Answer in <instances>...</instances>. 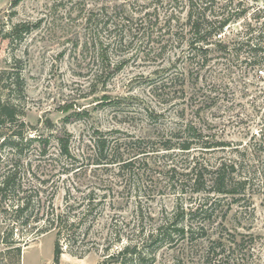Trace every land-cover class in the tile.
<instances>
[{
	"label": "rangeland",
	"instance_id": "374dc122",
	"mask_svg": "<svg viewBox=\"0 0 264 264\" xmlns=\"http://www.w3.org/2000/svg\"><path fill=\"white\" fill-rule=\"evenodd\" d=\"M114 1L0 0V72L17 73L23 79L20 95L14 90L2 94L23 112L22 120L31 129V136L48 140L44 158L39 156L38 144L21 160L2 153L0 177L17 166L23 191L44 190L34 201L42 198L47 207L53 205L54 214L69 213L71 219L76 213L72 220L81 219L71 232L62 235H56V231L33 235L29 227L15 226L12 240L28 241L18 264H55L56 241L61 249L58 264H200L198 256L218 235H233L243 242L232 256L233 264H264V187L260 178L250 183L246 201L230 205L226 214L229 200L219 203L211 224L205 226V238L196 236L193 243L182 241L154 251L156 246L150 243L149 233L160 225L162 215L168 216L174 210L179 186L174 189L167 183L162 174L166 161L157 154L129 155L135 149L155 150L159 141L169 139L172 130L182 132L191 125L204 141L226 143L227 147L207 152L194 149L190 156L210 165L242 158V176L251 175L255 167L251 158L264 160V67L251 65L243 54L237 59L221 54L214 39L207 62L202 65L198 57L201 46L189 49L185 44L190 42L183 25L185 11L179 5V9H172V5H166L167 0L164 4L162 0H137L136 4L130 0L129 6L124 5L133 20L156 10L161 24L173 14L176 20L179 18V22H172L173 30L184 31L179 41L165 43L163 39L156 43L155 35L168 31L162 28V32L132 30L118 45L113 37H118L119 31L100 30L108 19L121 22L116 18L120 9L114 7ZM229 3L231 8L225 12L222 7ZM238 4L248 9L239 19L234 16ZM205 5L212 7L213 23L222 15L227 17L226 13L231 16L228 29L221 38H215L221 43H239L248 24L257 32L264 23V0L197 2L198 9ZM101 6L108 11H102ZM254 15L259 17L257 23L252 19ZM26 24L30 25L29 34L20 42L15 37L4 38L11 28ZM225 65L232 66V74ZM98 138L109 141L112 148L120 147L124 159L135 155L138 165L134 176L118 174L117 167L91 165L92 140ZM57 140L67 141L75 160L58 157ZM182 140V134L175 139ZM130 141L143 143L126 144ZM249 145L251 151L246 150ZM175 161L180 166L184 157H175ZM73 163L80 167L77 176H61L62 170ZM47 179L46 188L38 185ZM88 194H92L96 205L90 214ZM6 204L15 206L16 202ZM78 204L77 210L69 209ZM139 208L143 218L138 224ZM10 220L11 215L5 219L0 208V239ZM201 221L197 220L198 225ZM140 229L143 235L137 234ZM128 245L136 246L143 260L137 255H120ZM4 251L0 243L2 264L6 263L2 261ZM9 257L8 263L13 264V254Z\"/></svg>",
	"mask_w": 264,
	"mask_h": 264
},
{
	"label": "trees",
	"instance_id": "16d2710c",
	"mask_svg": "<svg viewBox=\"0 0 264 264\" xmlns=\"http://www.w3.org/2000/svg\"><path fill=\"white\" fill-rule=\"evenodd\" d=\"M120 0H115V8L120 9L119 15H116L117 19L121 20V24L108 19L102 22L100 28L101 31L109 30L112 28L115 31H119L118 37L114 36V42L118 45H122L131 34L132 30L134 32H146L148 30H154L162 32V28H167L168 31L158 33L155 35L154 40L156 43L163 42L168 43L169 41H179L178 36L184 31H178L177 28L172 25V22H179V18L176 20L173 14H170L161 24L160 15L158 11L154 10L152 13H144L143 16L137 17L133 20L130 13H127L126 6L130 5V0L125 3L126 0H122L120 4L117 2ZM135 4L137 0H134ZM200 0H167L166 5L170 4L171 8L175 10L182 6V11H185L186 18L183 24L187 28V36L190 42L186 45L189 49H195V46L199 47L198 57L200 58L202 65L207 62V55L209 54V46H212L211 40L214 39V45L217 47L218 51L225 55L232 56V59H237L239 55L243 54L244 58L250 62L251 65L264 67V23L259 25L256 31H252L250 24L247 25V29L244 36L238 40L239 43H221L215 39L217 35L221 34L224 29H228L229 13L228 16L220 18V21L213 23L210 17H213L211 11V5H205L203 8H197V2ZM164 4V1L162 0ZM126 4V6L124 5ZM210 6V7H209ZM235 7V6H234ZM231 8V3L226 4L222 9L227 12ZM236 8V7H235ZM130 9V7H128ZM102 11H108L105 6H101ZM231 10V9H230ZM234 16L239 19L248 13V9L241 4H238ZM209 12V14L207 13ZM123 13H127L124 15ZM113 18V17H112ZM252 19L257 23L259 17L254 15ZM138 26L141 29H138ZM109 28V29H108ZM30 30V25H19L10 29L8 33L5 34L4 38L15 37L19 42L22 40L23 36L28 35ZM254 33L255 35H252ZM165 35L167 37H165ZM154 36V35H153ZM194 36V37H193ZM110 37V36H109ZM233 41H237L236 39ZM99 42V49L103 47V43ZM233 44V45H230ZM195 45V46H194ZM165 44H163V47ZM161 48V47H160ZM243 50V51H242ZM103 51V50H101ZM106 53H103L104 56ZM100 55V54H99ZM101 56V57H102ZM104 61V57L102 58ZM228 73L232 74V66L225 65ZM118 68H115L117 70ZM7 75V76H5ZM23 87V79L19 74L6 73V71L0 72V160L2 153L12 154L14 159H24L28 154L33 152L32 150L39 145L38 149L39 156L44 158L47 155L46 146L48 145V140L43 139V137L31 136V129L22 120L23 112L18 109L16 103H12L9 99H6L2 93L5 90H14L16 94L20 95ZM179 134H182V141H175L179 138ZM167 136L169 139H163L159 141V148L155 150L147 151L143 149L131 150L136 156L145 157L147 154H157L158 158H162L166 161L164 168L166 170L162 173L167 183L170 184L172 188L178 187L176 197V204L174 210L170 215H162L160 217V225L154 227L150 231L151 236L150 243L153 244L154 251L164 247V246H174L178 242L185 241L186 243H193L198 238H205L206 235V224H211L212 216L220 208L222 201L229 200L227 206L228 211L230 205L237 204L240 205L241 202L246 201L248 188L252 180L256 177L260 178L264 187V160L260 157H252L251 161L255 164L254 170H252L251 175H244L240 172L242 168V158H236L235 160H229L227 162H221L215 165H210L208 161L200 159V157H192L189 155L190 151L194 149L208 150L213 149H224L227 147L226 143L222 142H209L204 141L201 133L196 129L191 127V125H186L182 132L177 130H172ZM174 139V141H172ZM93 158L91 165L96 168L111 166L117 167L118 174L131 178L134 176L133 170L138 165L133 158L129 157L124 159L123 155L120 153V147L112 148L109 141L102 139H93ZM143 142L130 141L126 144H137L140 146ZM58 146L59 155L58 157L66 160H75V156L71 155L68 149V143L56 141ZM125 144V143H124ZM198 145V147H194ZM140 148V147H139ZM247 151H251V145L247 146ZM139 152V153H138ZM180 155H179V154ZM186 154V155H183ZM244 154V153H243ZM160 155V156H159ZM256 155V152L255 154ZM175 157H184V161L180 166L178 162L175 161ZM250 160V159H249ZM76 163L70 164L62 170V175L66 176H77L80 172V167L75 165ZM68 166V165H65ZM167 166V167H166ZM17 166H13L8 171L4 172L0 177V208L1 214L6 217L11 215V223L7 225L6 229L3 231L2 235H5L0 239V243L4 244L5 251L3 252V260H6L5 264L10 260L9 255L13 254L15 262L13 264H18L21 250L23 247L27 246L28 241L26 239H21L20 241H13L12 235H14L15 226L20 228H27L34 231L33 235H44L50 231H56V235H62L63 233L71 232L74 227L78 226L81 219H76L78 214H74L71 219H69V213L54 214L53 205L43 203L42 198L34 201V198L39 197L40 193L44 190L34 189V191H23L21 176L19 175ZM49 183V179L42 180L38 182V185L42 188H46ZM68 190V189H67ZM69 190L67 191V195ZM22 194V196H20ZM67 198V197H66ZM52 199V198H51ZM88 213L90 214L93 209V197L92 194L86 196ZM6 201L16 202V205H7ZM2 205V207H1ZM187 205V207H185ZM79 204L75 207H70V210H77ZM6 207V208H4ZM136 218L139 223H142L143 214L141 209H137ZM202 219L200 225H198L197 220ZM137 234L143 235V229L137 230ZM195 232L201 233V235H193ZM73 233H71L72 235ZM68 235V234H66ZM229 237H224V235H218L209 247H207L206 252H202L199 255L198 262L200 264H233L232 256L237 250L241 248L243 242L237 241L236 237L233 235H228ZM156 242V243H155ZM152 253V252H151ZM61 255V249L58 241L55 243L54 257L53 261L58 264ZM120 255H137L138 260H143L141 253H138L136 246L131 247L128 245L124 248ZM0 264H2L0 260Z\"/></svg>",
	"mask_w": 264,
	"mask_h": 264
},
{
	"label": "built area",
	"instance_id": "2783aa9c",
	"mask_svg": "<svg viewBox=\"0 0 264 264\" xmlns=\"http://www.w3.org/2000/svg\"><path fill=\"white\" fill-rule=\"evenodd\" d=\"M226 30H227V29H224V31H223V32H225ZM216 38H218V39H219V38H221V34L217 35V37H216ZM259 73H260V74H262V72H261V71H259Z\"/></svg>",
	"mask_w": 264,
	"mask_h": 264
}]
</instances>
